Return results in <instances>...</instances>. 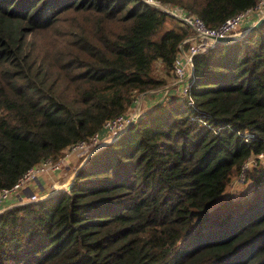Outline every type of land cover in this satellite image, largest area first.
<instances>
[{
  "label": "trees",
  "instance_id": "16d2710c",
  "mask_svg": "<svg viewBox=\"0 0 264 264\" xmlns=\"http://www.w3.org/2000/svg\"><path fill=\"white\" fill-rule=\"evenodd\" d=\"M151 1L0 0V188L172 81L192 33L179 16L215 27L257 0ZM252 24L194 54L187 92L78 159L68 188L4 206L0 264H264V19ZM239 173L248 194L229 190Z\"/></svg>",
  "mask_w": 264,
  "mask_h": 264
},
{
  "label": "built area",
  "instance_id": "2783aa9c",
  "mask_svg": "<svg viewBox=\"0 0 264 264\" xmlns=\"http://www.w3.org/2000/svg\"><path fill=\"white\" fill-rule=\"evenodd\" d=\"M146 1L153 3L151 0ZM263 14L264 0H257L254 6L233 13L215 27L204 25L203 22L195 16H179L183 24L190 27L192 33L180 41L178 50L173 58L170 71L173 76L171 85L174 84L175 89L172 91L182 95L187 92V82L193 73L192 56L194 54L203 52L217 39H223L232 35L246 18L254 15L257 19ZM182 43H184V48L182 47ZM142 94H139L133 99L134 105L130 109L103 120L97 131L93 132L85 139L76 140L66 146L60 152L58 158L54 160L50 158L40 160L36 164L25 169L11 185L0 188V210L3 209V203L5 201L15 196L18 197L16 203L43 198L45 194H36L32 191L25 193V189H27L31 183H34L38 176L48 171L54 172L62 170L64 163L69 160L82 158V161L101 142L110 140L116 136L118 132L123 130L138 116L140 112L139 101ZM258 156H260V154ZM245 166L246 164L243 165V167ZM71 175L63 181H53L50 185V190L61 187L65 189L68 188ZM23 192L26 195H23Z\"/></svg>",
  "mask_w": 264,
  "mask_h": 264
},
{
  "label": "crops",
  "instance_id": "0c3cea01",
  "mask_svg": "<svg viewBox=\"0 0 264 264\" xmlns=\"http://www.w3.org/2000/svg\"><path fill=\"white\" fill-rule=\"evenodd\" d=\"M255 16H251L243 20L242 24L254 22ZM168 82L163 88L158 89V90H152L148 91L145 93L144 96H142V106L144 108H147L150 103L154 100L160 99L162 96L165 94L170 93L172 91V87H169L171 84V79H166ZM167 87V88H166ZM173 92V91H172ZM73 161L69 160L64 163L62 166V170L60 171H54V172H46L40 176L37 177V180L34 183H31L27 189H25V193H29L30 191L36 193V194H41V195H46L49 190H50V185L53 181L58 180V181H63L65 178L69 177L73 171H71V168H73L72 165ZM71 171V172H70ZM72 176V175H71ZM23 192V195L25 194ZM26 195V194H25ZM16 200H18V197H12L9 198L7 201L3 203L4 206H8L11 204H15Z\"/></svg>",
  "mask_w": 264,
  "mask_h": 264
},
{
  "label": "rangeland",
  "instance_id": "374dc122",
  "mask_svg": "<svg viewBox=\"0 0 264 264\" xmlns=\"http://www.w3.org/2000/svg\"><path fill=\"white\" fill-rule=\"evenodd\" d=\"M242 23V22H241ZM237 30V29H236ZM235 30V31H236ZM235 33H239V31L237 30V32H235ZM160 68V66H159V64L158 63H154V65H153V72L154 73H158V71L160 70L159 69ZM169 82V81H168ZM167 82V83H168ZM172 85H174V84H172ZM172 85L170 84L169 85V87H172ZM167 88V87H166ZM172 89L174 90L175 89V87L173 86L172 87ZM140 97V96H139ZM163 97V96H162ZM155 101V100H154ZM153 102V101H152ZM151 102V103H152ZM150 103V104H151ZM139 108H140V110H144L145 108L142 106V100L140 99V101H139ZM72 161H73V163H72V165L74 166L75 164H76V162L78 161V159H72ZM262 161V160H261ZM244 164H246V166H248L249 164H250V159H248L247 161H245V163ZM72 169L73 168H71V171H72ZM70 171V172H71ZM241 176H242V173H239L238 174V176H237V178H235L231 183H230V186H229V190H231L233 193H235L236 195L237 194H243V195H245L246 194V192L245 191H247V194H248V188L247 187H243L241 184H239L238 182L240 181V179H241ZM239 196V195H238ZM240 197V196H239Z\"/></svg>",
  "mask_w": 264,
  "mask_h": 264
},
{
  "label": "water",
  "instance_id": "95a60500",
  "mask_svg": "<svg viewBox=\"0 0 264 264\" xmlns=\"http://www.w3.org/2000/svg\"><path fill=\"white\" fill-rule=\"evenodd\" d=\"M263 19H264V14H263L262 16H259V17L253 22V24L250 26L249 29L255 27V26H256L258 23H260ZM217 40H219V39H217Z\"/></svg>",
  "mask_w": 264,
  "mask_h": 264
}]
</instances>
